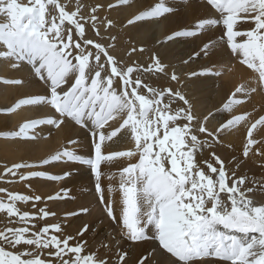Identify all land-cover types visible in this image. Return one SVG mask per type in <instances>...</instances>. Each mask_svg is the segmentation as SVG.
Instances as JSON below:
<instances>
[{"label": "snow or ice", "instance_id": "6c2138e0", "mask_svg": "<svg viewBox=\"0 0 264 264\" xmlns=\"http://www.w3.org/2000/svg\"><path fill=\"white\" fill-rule=\"evenodd\" d=\"M117 3L125 4L128 0H117ZM207 3L220 13L221 20H200L195 30L175 31L167 39L194 37L198 31L203 32L222 22L230 50L242 55L243 62L259 71L264 80V0H207ZM87 7L78 2L70 10V6L60 0H0V58L15 61L11 65L13 68L26 63L48 88L47 95L23 98L14 107L48 105L58 114L55 119L25 121L18 131L0 135L35 138L29 136L31 130L45 123L60 126L65 119L89 129L93 140L88 158L65 148L41 163L66 158L89 166L96 177L99 203L105 205L106 214L113 222L122 225V233L128 240L157 241L161 249L175 258L173 264H208L209 258L230 264H264V205L257 206L249 195L254 188L247 187L248 178L236 177L239 161L233 157L235 167L226 169L225 162L215 151H211V160L201 162L197 159L198 153L211 150L213 144L219 142L222 130L237 124L244 116H234L215 131H210L206 122L212 114L203 120L197 117L179 89L158 88L143 81L144 73H167V65L156 54L151 56L147 66H124L109 54L111 45L86 38L89 27L96 36L100 35L99 12L105 5L99 2L91 5L86 16L82 9ZM107 7L111 9L115 5L108 4ZM172 11L164 0H158L150 9L129 19L127 24L161 17ZM242 18H250L254 27L243 32L234 30L238 19ZM112 25L113 21L105 18V30ZM237 37L247 39L237 42ZM215 47V43H204L201 51L209 55ZM135 51L133 48L132 52ZM190 75L197 76L198 73L191 72ZM170 78L179 82L174 72ZM4 82L21 83L20 80ZM234 103L238 101L230 99L223 110ZM174 104L179 106L173 107ZM116 117L122 119L119 127L107 131L106 126L112 127L108 122ZM258 125L264 126V116L248 128L244 157H248L257 143L252 139V132ZM118 133L128 134L134 146L104 154V142L118 137ZM201 134L210 137L211 142L207 138L201 139ZM117 157L129 158L127 166L120 171L122 208L119 215L111 199L105 201L100 183L102 162L113 163ZM133 159L135 163L131 162ZM31 167L34 165L14 164L5 168V174L16 177L17 170ZM68 175L70 173H64V176ZM35 177L63 179V176L43 171L19 174L20 181ZM252 183L264 191V182L253 179ZM61 191L66 198L67 190ZM0 193L7 194L6 200L0 199V212L9 218L18 217L22 225L0 230V264H54V261L59 264H109L108 260L95 254L85 255L84 244L71 243L74 237L64 234L59 223L44 224L33 231L36 225L29 226L31 221L45 220L56 214L47 207L39 208L38 213L21 211L17 202L34 201L35 208L36 203L43 200L40 195L31 197L4 188H0ZM59 199V192L47 197L48 201ZM87 211V208L80 210ZM153 229L154 233L149 235ZM87 231L85 224L78 235L83 236ZM250 233H258V236L249 237ZM5 244L12 249L21 247L25 250L9 251L3 246ZM44 252L48 258H42ZM125 256L126 253L118 257L120 264H125ZM141 264H148L147 257L142 258Z\"/></svg>", "mask_w": 264, "mask_h": 264}, {"label": "bare ground", "instance_id": "6f19581e", "mask_svg": "<svg viewBox=\"0 0 264 264\" xmlns=\"http://www.w3.org/2000/svg\"><path fill=\"white\" fill-rule=\"evenodd\" d=\"M97 2L105 5L103 11L99 12L98 24L100 35L104 36L103 41L113 42L109 48L110 55L114 54L132 66L137 64L147 66L151 62V56L156 54L161 62L167 65V73H158L156 76L144 73L142 78L145 83L158 88L179 89L185 94L197 117L203 120V117L209 116V113L212 114L206 122L210 131H215L221 124L226 123L234 116H244V119L237 124L222 130L219 134V142L213 144L211 150L198 153L197 159L201 162L205 159L211 160V151H215L216 155L225 162L226 169H232L235 167L233 162V157H235L240 163L236 177H247V187L254 188V192L249 195L257 206L264 205V191L258 190L252 183L253 179L264 182V155H261L264 152V126L258 125L256 129H253L252 139L257 143L252 146L248 157L243 156V147L248 138V128L259 117L264 116V93L260 89L255 73L243 62L242 55L230 50L226 38L223 36L226 30L222 24L211 26L203 32L198 31L194 37L167 39L175 31L195 30L198 21L219 20L221 15L214 13L204 3V0H164L166 6L173 9L171 13L161 16L160 19L151 18L129 25L127 24L129 19L150 9L158 0H128V3L125 4H118L117 0L79 1V3L88 6L82 9L83 13L87 15L90 6ZM108 4H113L115 7L109 9ZM75 5H69L70 10L74 9ZM105 18L113 21V25L107 30L104 28ZM250 22H252L250 18L238 19L237 24L243 27L235 26L234 30L248 28ZM253 25L252 22L250 29L253 28ZM89 33L94 37L91 28ZM113 37L114 39H112ZM95 38L100 40V36ZM236 39L237 42H240L247 37H237ZM204 43L216 44L209 55H205L201 51ZM133 48L136 49L135 52H132ZM141 48L144 49L143 52L140 51ZM189 57L192 59L189 60ZM185 61L188 62L185 63ZM12 63L15 61L0 58V133L16 132L22 123L32 119L58 118V114L48 105L14 107L23 98L47 95L48 88L43 81L35 76L29 65L21 63L19 68H13ZM173 72L179 77V82L171 80ZM191 72H197L198 75L191 76ZM256 72L258 71L256 70ZM6 80H20L21 83H5ZM70 83L71 81H69ZM237 88H242L243 91L237 92ZM230 99L236 100L238 103L223 110L224 104L228 103ZM176 106L179 105H173V107ZM4 109L12 110L5 112L2 111ZM121 122L120 117L110 120L108 124L112 127L106 126L107 131L110 132L113 128L119 127ZM123 131L121 130L122 133ZM29 136L35 138L0 135V161L5 163V165L3 163L0 165V176L4 166L11 168L12 165L18 163L34 165L31 168L17 170L19 174L42 170L53 176H63V179L59 180L35 177L20 181L18 174L13 178L15 184H8L12 192L17 190L21 194L24 193L31 197L40 195L43 198L42 202H37L38 207L27 208L26 211L38 213L39 208L47 207L56 214L55 217L37 221V229L43 227L44 224L59 223L64 234L74 237L71 243L81 242L84 244L85 255L95 254L99 258L108 260L109 264H120L118 257L125 253V264H141L142 258L145 257L148 259V264H173L175 259L161 249L157 241L133 242L123 235L122 225L119 222H113L106 214L105 205L99 203V195L95 187L96 177L91 173L89 166L68 161L66 158L50 161L48 164L41 163L57 152H62L65 148L88 158L92 153L93 140L89 129L81 128L74 122L65 119V122L60 126L42 124L31 130ZM200 138H207L211 142V138L206 134H201ZM69 141H76V143H69ZM133 146V141L128 134L118 133V137L104 142L102 152L108 154L124 151ZM131 162L135 163L136 160L133 159ZM212 162L216 166L215 162ZM128 163L129 158L117 157L114 158L113 163L102 162L101 164L100 183L103 195L106 202L111 199L117 215L122 208V193L119 189L120 171ZM202 167L207 171L206 165L203 163ZM66 172L70 175L64 176ZM62 189L68 192L66 198ZM58 192L61 193V199L47 200L48 196ZM222 197L226 199L223 194ZM31 203L33 202L24 203V206L29 207ZM83 208H87L88 211L80 212ZM66 213L80 214L66 216ZM85 224L88 225V231L83 236L78 235ZM153 233L154 229L149 231V235ZM105 245L108 246L105 247ZM208 264L230 263L208 260Z\"/></svg>", "mask_w": 264, "mask_h": 264}, {"label": "rangeland", "instance_id": "374dc122", "mask_svg": "<svg viewBox=\"0 0 264 264\" xmlns=\"http://www.w3.org/2000/svg\"><path fill=\"white\" fill-rule=\"evenodd\" d=\"M79 1H81V0H70V1L69 0H61V3H63V4H68L69 3L68 5H72V4H76V2H79ZM84 15L87 16L86 13H84ZM89 31H90V27L86 29V32L89 33ZM93 33H94V31H93ZM94 37H97V36L94 34ZM95 39L98 40V38H95ZM103 40H104V37L102 36V37H100V40H98V42H100L102 44L105 43L106 45H111V43H113L112 41L105 42ZM111 55L114 56L117 59V61L120 62L121 65L126 66L127 64H129V63H125L123 61V59L121 60V58L120 59L117 58L116 55H114V54H111ZM137 74H139V73H137ZM134 75H136V74H134ZM155 76H156V74H155ZM142 92H143V90H142ZM2 163L5 165L4 162H1L0 165ZM5 167L10 168V166H4L3 172L1 173V176H0V188H4L7 191L12 192V190H10V188L8 187V184H10V183L15 184V181L13 180L14 177H12L10 174H5V171H4L5 170ZM40 171H42V170H40ZM13 192H17V190H13ZM22 194H24V193H22ZM6 195H7L6 193H0V199H5L6 200ZM29 202H33L34 203V201H29ZM33 203H31V206L25 207L23 202H17V207L20 208L21 211H26L27 208L34 209V207L32 206ZM36 207H38L37 203H36L35 208ZM32 213H36V212H32ZM37 221H40V220L37 219V220L31 221L29 226H31V224H35L36 225ZM20 226H22V225L18 222V217H11V218H9L6 213L0 212V230H4L6 227H20ZM36 229H37V226H36V228H33L32 230L35 231ZM3 246L5 247L6 250H9V251H24L25 250L24 248H21V247H17L15 249H12L8 245H6V244L3 245ZM43 255H42V258H48L46 252H44ZM54 264H59V261H54Z\"/></svg>", "mask_w": 264, "mask_h": 264}]
</instances>
